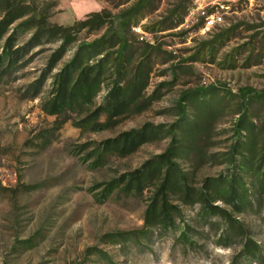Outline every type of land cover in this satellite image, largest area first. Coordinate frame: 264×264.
I'll return each instance as SVG.
<instances>
[{
	"label": "rangeland",
	"instance_id": "rangeland-1",
	"mask_svg": "<svg viewBox=\"0 0 264 264\" xmlns=\"http://www.w3.org/2000/svg\"><path fill=\"white\" fill-rule=\"evenodd\" d=\"M0 264H264V0H0Z\"/></svg>",
	"mask_w": 264,
	"mask_h": 264
},
{
	"label": "built area",
	"instance_id": "built-area-1",
	"mask_svg": "<svg viewBox=\"0 0 264 264\" xmlns=\"http://www.w3.org/2000/svg\"><path fill=\"white\" fill-rule=\"evenodd\" d=\"M204 29L206 31H208L209 29H211L214 24H216L217 22L221 21V18L220 16H218L217 14H209V15H206L204 17Z\"/></svg>",
	"mask_w": 264,
	"mask_h": 264
},
{
	"label": "trees",
	"instance_id": "trees-1",
	"mask_svg": "<svg viewBox=\"0 0 264 264\" xmlns=\"http://www.w3.org/2000/svg\"><path fill=\"white\" fill-rule=\"evenodd\" d=\"M100 18H101V15L99 13H92V14H89L88 17L85 20L77 21V22H79L78 24L82 25V24L88 23V21H91V19H93L95 23H100L101 22V21H99ZM56 28L57 29H61V30H69L72 27H57L56 26ZM235 223H237V222H235ZM247 244L248 243L244 244V248L247 246Z\"/></svg>",
	"mask_w": 264,
	"mask_h": 264
}]
</instances>
